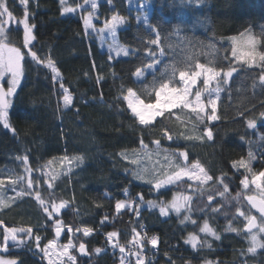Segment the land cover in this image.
<instances>
[{
  "label": "trees",
  "instance_id": "obj_1",
  "mask_svg": "<svg viewBox=\"0 0 264 264\" xmlns=\"http://www.w3.org/2000/svg\"><path fill=\"white\" fill-rule=\"evenodd\" d=\"M84 1L67 2L76 7ZM145 1L150 6L147 22L151 27L129 14L125 0H111V3L99 0V18L106 20L113 13L126 18L124 26L117 30V40L131 51L128 56L111 60L96 40L87 37L83 23L85 9L75 8V12L62 14L59 0H29L26 7L29 24H35L32 33L35 39L25 47L24 28L19 23L25 18V6L20 0H4L12 12V21L3 41L22 48L25 57L21 81L7 110L10 128L0 122V180L12 177L17 184L25 185L17 181L22 168L20 156L27 155L29 167L36 172L51 159L83 158L82 162L73 160L70 170L58 174L51 184L53 187L41 186L42 198L47 201L68 202L54 219L62 221L63 233L57 241L64 243L70 238L73 241L70 251L76 258L75 264H121L119 248L113 245L121 246L122 241H129L133 229L150 232L158 238L154 264H200L203 260L214 264H264V249L254 255L247 253L243 231H225L227 208L213 213L208 207L209 196H214L212 207L221 206L214 194L221 188L219 179L235 191L242 177L253 178L264 169L261 116L264 82L260 80L258 66L264 62L257 59L255 64H249L246 59L230 55L229 47L221 42L224 37L249 30L258 37L257 50L264 52V0ZM157 33L158 44L153 45L150 41ZM205 44H214V49H206ZM29 50L36 51L45 62L51 59L60 73V81L53 79L45 63L32 60ZM156 59L159 60L155 68L142 79L132 77L137 69ZM197 64L222 72L236 69L219 89L217 119H208L212 114L209 109L194 111L180 104L164 108L152 122L141 124L127 106L126 90L133 88L143 101H154L162 83L178 88L186 77L200 70ZM180 70L186 73L183 80ZM60 84L72 95L67 108L60 102ZM249 120L255 121V127L248 126ZM188 126L196 127L203 139L186 138ZM204 129L211 130V140ZM154 145L164 151L184 149L188 161L197 160L212 177L191 200L190 215L196 224L190 221L181 224L182 214L169 212L168 216H162L158 207L145 204L150 200L166 202L174 191H182L188 184L177 181L157 192L133 177L125 154ZM249 153L254 157L251 161ZM240 160L249 164V169L233 167ZM261 180L264 183V178ZM139 194L143 195V202ZM122 198L131 200L133 208L117 212L115 203ZM17 204L20 207L16 209L0 211V220L10 227L18 223L26 229L33 226L34 231L41 233L43 242L56 239L54 220L47 219L34 194H25ZM205 219L220 235V240L200 234L199 225ZM84 227L93 229L88 237L83 236ZM111 231L117 235L109 240L107 233ZM189 233H197L202 246L193 249L186 244ZM2 235L0 228V241ZM81 242L86 245V254L76 249ZM31 244L25 242L20 249H12L6 255L16 257L23 264H49L43 255L33 254ZM97 248L101 249L100 253L94 251ZM175 254L179 257H174ZM145 261L144 264H150V258Z\"/></svg>",
  "mask_w": 264,
  "mask_h": 264
},
{
  "label": "rangeland",
  "instance_id": "obj_2",
  "mask_svg": "<svg viewBox=\"0 0 264 264\" xmlns=\"http://www.w3.org/2000/svg\"><path fill=\"white\" fill-rule=\"evenodd\" d=\"M67 1L68 0H65L64 6L61 5V13L62 14H65L63 12V7H73V8L85 9L84 14H83V23H84L85 19H87L89 17V13H92L91 20H90L91 26L86 27L85 23H84V30H85L86 34L88 35L87 37H90L91 39L96 40L98 45H99L98 47H100L102 50H105L108 53L109 59L112 60V58H117L119 56L125 57L126 56V55H124L125 50L128 52V55H129L131 49L128 46H124L123 44H120L119 41L117 40V36H118L117 30L119 28H121L122 26H124V23L126 20V18L124 16L113 13L111 16H109L108 19L106 18V20H104V19L98 17V14H97L98 8L97 7L95 10L92 9V7H91L92 0H87V2L84 1L81 4L82 7H80L81 5L76 6V7L71 6L68 4ZM125 1H126V5H127L128 9H129V14L133 15V17L135 18L136 21L141 22L142 24L148 25L147 20H148L149 8H150L149 3L145 0H125ZM2 2H4V0H2ZM95 2L97 5L99 0H95ZM70 13H72V12H70ZM114 15L123 18V22L121 24L117 25L115 37H113V35L108 31L107 27L105 26L107 22H111V18ZM4 19L7 21V23L3 24V28L5 29V33H6V29H7L8 25L10 24V22L12 21V19H9L7 16H5ZM22 20H24V18ZM24 37H25V32H24ZM24 37H23V40H24ZM4 38H5V34L3 37H0V39H2V40H4ZM155 39H157V35H156ZM221 42L226 44L227 47H229V49H230L229 54L232 56H233V50L234 49L237 51L238 55L240 53L247 52L253 48L258 53H264V52H260L259 50H257L258 49L257 48L258 37L253 32H251L249 30L245 31L243 33L237 34V35L224 37V39L222 38ZM3 43L6 45L7 48H18V47H14V46L12 47V45L7 44L4 41H3ZM157 44H158V39H157ZM205 48L206 49H214V44L213 45L212 44H205ZM18 49L23 54V59L20 61V72H21V74L19 75L17 85L20 83L21 78H22V68H23V61H24V57H25L24 50L22 48H18ZM3 57H4V60L7 61V59H8L7 51L3 52ZM158 60L159 59H156L153 63H149L147 65H144V67L139 68V70L142 72V75H136V72L138 70L137 69L134 72L132 77H134L135 80L142 79L146 73L152 71L155 68V66L158 63ZM149 65H151V67H149ZM205 68H207V67H205ZM51 72H52V70H51ZM218 72H220V75L216 76L213 73L212 78L209 81V84L205 85L204 80L208 74L205 73L202 69H200L197 73L186 77L184 83H182V85L179 86L178 88H169L168 87V88L164 89L163 91H161V89H159L157 91V93H159V95L156 96V100L151 101V102L143 101L142 99H140L137 96V94L133 88H129V89H131V94L129 93V89H127L125 94H124V97L127 96L128 99H125V101L127 103L128 108L130 109V111L132 113H133V111L129 107V103H128L129 100H131L132 103L137 107V110L145 116V118L148 122H152L154 120V118L157 116V115H153V113H155V112L160 113L166 107H171V106L180 105V104L184 105L179 100V98H178L179 95H185L186 94L187 99L191 102V106H189V107H192L193 109L196 108V109L200 110L199 106L196 103V99H195L196 93L199 91L200 95H201L200 103L204 105L203 111L205 109H209L212 111V105L209 103V100L211 99V100H215V102H217L220 87L222 86V84L226 83L229 79V78H227V81L225 82L224 73H226V71H223V72L218 71ZM52 76L53 77L56 76L57 77L56 80L60 81L61 76H60V73L58 72V70L56 73L52 72ZM199 79H200V84H197V81H199ZM12 80H13L12 70L8 69L7 67L0 66V83L3 84V86L5 88H8L10 85V82ZM60 88H61V84H60ZM63 89H66V88L64 86H63V88H61L62 96H61L60 102L62 103V107L65 108V106H64V95L66 93L64 92ZM205 89H207V90H205ZM185 90H187L186 93H185ZM67 94H70L71 101H72L71 93L69 91H67ZM7 100H8L9 105H10L11 97H7ZM152 105H155V107L154 108L151 107ZM134 115L137 116L136 114H134ZM137 118L139 119V116H137ZM7 120H8V117H7ZM1 123L3 124V122H1ZM207 132H208L207 129H204V134L206 136H207ZM186 133H187L186 138H191V139L196 140V141L203 139V134H200L197 131V128L194 126H188ZM181 153H183V155H181ZM125 155H126V158L129 160L128 162L130 163V165L132 167L131 168L132 174L134 172L138 173V174L142 173L143 175H145L146 179L145 180H139V181L146 182V183H147V179H155V178L164 179V178H167V176H169V175H173L174 173L181 171V169L189 170L192 168V166L194 164L199 163L197 160L188 161L186 151L184 149H177L176 148L173 151H164L156 145H154L152 147H143L141 149L134 150L133 152L126 153ZM22 157L23 156L18 157L19 158L18 160L21 163V167H22L21 168V174L19 177H23V179L21 181L25 185L22 186V184H17V182H15V178H12V177L10 179L8 178V179H6V181H2V183H0V198H2L4 201V204H0V211L1 212L10 209V207H12L14 209H16L17 207H20L19 204H17V201H19L20 198H22L25 194H27V195H30V194L33 195L34 194V196H35L36 191H39L40 193H42L41 192V190L43 189L41 187L42 184H46V185L52 184V182L56 179L58 174H60L61 172H67L74 165L73 164L74 161L71 158H68V157H67L68 159H65V157L56 158V159H51V160H48L47 162H45L43 165H41L42 166L41 168L39 167L37 172L32 169V171L30 173H28V172H25V170H24V165L22 163V160L20 159ZM133 161H135V163H133ZM199 165H200V168L204 169V167L200 163H199ZM195 172L197 175H202V173H200L199 168H197L195 170ZM204 172L207 173L205 169H204ZM260 172H264V169ZM259 173L256 176H258ZM207 175H208V173H207ZM53 177H55V179H53ZM29 179L33 180L32 189H28V187H27V182ZM244 179H245V177H242L240 179L239 186H238L237 190L232 191L228 187V192L225 193V197L219 196V192L224 191V187L220 183L221 179H219L218 182L220 183L221 188L217 193H214V194H217V197L220 199L219 201L221 202V206L219 207V209H220L219 211H221L225 208H227V213L229 211V214L226 215V221L227 222L225 223V229L228 227L229 223H231L233 227L237 228L239 231H243L242 236L245 239L244 241H246L248 244L247 253L254 255L258 251H260L264 248H257L254 253H250L248 251L249 247L251 246V233L245 232L243 230V227L246 225L247 221L244 219V217L239 216L237 209H240L241 211H244L246 214H249L251 216L256 215L257 225H260L262 223L261 215L255 214L251 211L250 207L247 205V199L246 198L249 196H257L262 201H264V183L262 180L257 181V183L261 184V187L258 188L257 184L252 183L253 178L247 177L248 187L245 188L244 185L241 183V181ZM136 180H138V179H136ZM182 180L188 182L186 189H184L182 191L181 190L174 191L172 193V195L170 196V198L166 202L171 201L173 199V197L177 194L183 195V196H189V197H191V200H192L196 196V194L199 193L201 188L206 186V183L209 181V180H207V181L201 182V181H197V180H190V179H188L187 176H182L181 180H179V181H182ZM17 181L20 182L19 180H17ZM37 181L39 183H37ZM224 183L227 184V182H225V181H224ZM150 186L153 187V185H150ZM166 186H168V185H165V187ZM22 190L25 194L24 195H17ZM237 193H240L239 198L233 199V197L237 196ZM41 196H42V194H41ZM212 197H214V196H212ZM44 200H45V203L49 205V211L52 210L51 209L52 203H55V204L61 203L60 200H54V199L51 201H47L46 199H44ZM36 201L40 205L39 201L38 200H36ZM118 201H124V202L130 204V207H125V208H128V209L133 208V203L131 200L122 198V199L117 200L116 203ZM116 203H115V205H116ZM145 204L148 205V203H145ZM190 204H191V201H190ZM40 207H41V205H40ZM123 209L124 208L117 210L115 208V210L117 212L121 211ZM169 212L176 214L174 211H171V210H169ZM181 214L183 217L186 214L190 215L191 212L189 213L188 211L182 209ZM46 216H47V214H46ZM202 224H203V221H201L199 226H201ZM29 227H31V225ZM35 227H37V226H35ZM11 228L19 229V228H25V227L23 224L18 223L14 226H11ZM111 232H115V231H111ZM252 232L258 233V237H257L258 240L261 243H264V232H259V228H254L252 230ZM62 233H63V229L61 228L60 236L62 235ZM37 234L42 237L41 233L33 230V236L29 237L25 232H20L17 234V238L20 239V245H23L25 242H31L32 243L31 246H32L33 242L35 240V235H37ZM137 234H139L138 231H134L133 236L135 238H139L140 234L139 235H137ZM193 234L198 235L197 233H193ZM200 234L202 236H205L204 233H200ZM188 235L186 236V239H187ZM55 238L58 239L59 237L58 238L55 237ZM198 238H199V235H198ZM50 240L51 239L44 241V242L42 241V249L45 248V246L48 244V242ZM67 243H68V241H66L64 243L57 241V245L54 248H49L47 250V256L43 252L42 255L45 257V261H47L48 263H49V261H51L52 264H61V263L67 264V256H64L61 254L63 251V248L61 246L66 245ZM40 248H41V246H40ZM69 254L73 255L72 252L70 251V249H69ZM0 259L17 261L16 257L5 255L1 252H0ZM176 260L179 261L178 259H176ZM206 262H211V264L215 263V262H212L209 260H203V262H201L200 264H206Z\"/></svg>",
  "mask_w": 264,
  "mask_h": 264
},
{
  "label": "snow or ice",
  "instance_id": "obj_3",
  "mask_svg": "<svg viewBox=\"0 0 264 264\" xmlns=\"http://www.w3.org/2000/svg\"><path fill=\"white\" fill-rule=\"evenodd\" d=\"M20 2L22 5L25 6V18H24V20L19 21V23H21L23 25L24 32H25L24 46L28 47L31 44V42L35 39V36L32 34L33 30L35 28V24H29V13H28L27 7H26L29 0H20ZM85 2H87V0H85ZM108 2L111 3V0H108ZM60 3L62 6H64L65 0H60ZM80 7H82V5ZM91 7L93 10L96 9L97 5H96L95 0H92ZM75 11H76V9L73 7H63L64 13H70V12H75ZM5 16H7L9 19H11L12 18V12L9 10L7 4L5 2H2V0H0V37H3L5 34V29L3 28V24L7 23V21L4 19ZM91 16H92V13H89V17L87 19H85V21H84L86 27L91 26V24H90ZM122 22H123L122 17H118V16L114 15L111 18V22L106 23L105 26L107 27L108 31L113 35V37H115V35H116L117 25L121 24ZM148 26L151 27V25H148ZM156 35H157V39H158L159 33H157ZM157 39L151 40L150 43L153 45L157 44ZM4 51H7V53H8L7 61H5L4 57H3ZM28 54L31 56L32 60L37 61L38 63H45V61H43L40 57H38V54L36 51L29 50ZM150 54L153 56L155 55L154 52H150ZM161 54H163V53H161ZM124 55H126V56L128 55V52L126 50L124 51ZM233 56H238V58H240V59H246V62L249 64H255L257 59L261 62H264V53H258L255 51L254 48L247 51V52L240 53L239 55H238L237 51L234 49L233 50ZM22 59H23V54L21 53V51L18 48H7L6 45L3 43V40L0 39V66L7 67L8 69L12 70V73H13V80L10 82V85H9L7 92H5L2 88H0V122H3L5 128H10V124L8 123V120H7V109L9 107V102L6 99V97H9L12 95V93H13L16 85H17L19 75L21 74V72H20V61ZM45 66L50 68L53 73L57 72L56 66L52 62L51 59H48L46 61ZM258 66L261 68L260 80H261V82H264V63H261ZM149 67H151V65H149ZM196 67L202 69L205 73L208 74L204 80L205 85L209 84V81L212 78L213 73L216 76L220 75V72L216 71L214 68H205L204 65H200V64H197ZM235 71H236L235 68H231L229 71L224 73L225 82L227 81V78H230L232 76L233 72H235ZM136 75H142V72L138 69L136 72ZM185 75H186V73L184 70L179 71V76L182 80L185 78ZM56 78H57L56 76L53 77L54 80ZM61 88H63V85H61ZM166 88H168L167 83H162L160 85L161 91H163ZM63 90L66 93L64 95V106H65V108H67L68 105L71 103V96H70V94H67V89H63ZM205 90H207V89H205ZM186 92H187V90H185V93ZM129 93L131 94V89H129ZM157 95H159V93H157ZM178 98L184 104L185 107L191 106V102L187 99L186 94L185 95H179ZM124 99H128V97L125 96ZM195 99H196L197 105L199 106L200 112H202L204 109V105L200 103L201 95H200L199 91L196 93ZM128 103H129V107L132 109L133 113L136 114L137 116H139L140 123L141 124H147L148 121L146 120L145 116L137 110V107L132 103V101L129 100ZM209 103L212 105V114L208 116V119L209 120H216L217 119V116L215 115L216 102H215V100L210 99ZM151 107L154 108L155 105H152ZM194 111H195V109H194ZM200 112H197L198 117L200 115ZM153 115H159V113L155 112V113H153ZM261 116L264 117V112L261 113ZM200 118H201V120L203 119V117H200ZM248 126L250 128L255 127V121L249 120ZM212 137H213V134H212L211 130H209L207 132V138L209 140H211ZM168 138L171 139V137H168ZM157 143H159V142H157ZM181 155H183V153H181ZM253 158H254L253 154L249 153V161H251ZM20 159L22 160V163L24 165L25 172L30 173L32 171V169L29 167L28 156L25 155ZM65 159H68V158L65 157ZM72 159L82 162L83 158L80 156H75V157H72ZM133 163H135V161H133ZM233 167H235V168L244 167L247 170V169H249V164H246L244 160H240L239 162H234ZM197 168H199L200 173H202V175L196 174L195 170ZM182 176H187L188 179H190V180H197V181H201V182L212 179V177L208 176L207 173L204 172L203 168H200L199 163H196L189 170L181 169V171L176 172L173 175H169V176H167V178H164V179H161V178L147 179V183L150 185H153V187H152V189H150V191L159 192V190L164 188L165 185L176 184L177 181L181 180ZM133 177L135 179H138V180H145L146 179L145 175H143L142 173L138 174V173L134 172ZM262 178H264V172H260L258 176H254L252 183L257 184V187L259 188V187H261V184L257 183V181L261 180ZM17 179L22 180L23 177H17ZM53 179H55V177H53ZM0 183H2V181H0ZM37 183H39V182L37 181ZM220 183L223 185L224 191L219 192V196L225 197V193L228 192V185L224 183L223 179L220 180ZM241 183L244 185L245 188H247L248 187L247 177H245V179L242 180ZM27 187H28V189H32L33 180H31V179L28 180ZM49 187L51 188V187H53V185L49 184ZM124 192H125V195H127L128 189L127 188L124 189ZM24 194L25 193L22 190L17 195H24ZM160 194H163V193H160ZM239 196H240V193H237V196L233 197V199H238ZM35 198H36V200L39 201L43 212L47 214V219L54 220L55 235L58 238L61 234L62 221L59 219H54V215L60 213L61 209L64 208L68 204V202L67 201H61L60 204L52 203L51 204L52 210L49 211V205L45 203V200L42 198L41 193L39 191L35 192ZM138 198L141 202H143V195L142 194H139ZM212 199H213L212 196L208 197V200L210 202L208 207L211 208V211L213 213H216L219 211V209L211 206ZM247 199L252 204V207L257 208L258 211L261 213V220H262V223L260 225H257L255 216H251L249 214H246L244 211L237 209L239 216L244 217V219L247 221L246 229L249 233H251V246L249 247L248 251L250 253H254L257 248H264V243H261L257 238L258 233L252 232L253 228H259V232H264V201L257 202L251 196L247 197ZM190 201H191V197L177 194L173 197V199L171 201H168V202L161 201L158 203L156 200H150V201H147V203H148L149 207H158L160 214L162 216H168L169 210L174 211L177 215L181 214L182 209H184L190 213L191 212ZM0 204H4V201L2 198H0ZM125 207H130V204H128L124 201H118L115 205V208L117 210H120V209L125 208ZM136 214L139 215V212L136 211ZM105 219H107V216H105ZM189 221L192 224L197 223V221L193 220L191 215H188V214L183 216V219L180 220V223L185 224V222H189ZM101 223H103V221ZM141 227H143V225H141ZM0 228H2V233H3V239H2V243H0V247H3V249L5 251H7L9 240H11L13 242L17 241V234L18 233L25 232L29 237L33 236V229L31 227H29L27 229H25V228H19V229L10 228V227L5 226L4 222L2 220H0ZM68 231L71 233L72 229L69 228ZM76 231H80V229H76ZM82 231H83V236L88 237L89 235L92 234L93 229L89 228V227H84ZM133 231H135V229H133ZM225 231L237 232V233L239 232V230L237 228L233 227L231 223H229V225L225 229ZM199 232L204 233L207 236H212L215 240L221 239L220 235L216 232V230L212 226H210L209 221L207 219H205L203 221V224L201 226H199ZM116 235H117L116 232L107 233V237L109 238V240H111V238L115 237ZM137 235H139V234H137ZM41 239H42V237L40 235H38V234L35 235V241H36V245H37L38 249H39V242ZM157 239H158L157 237L153 236L150 238V240L148 242L151 245L155 246L157 244ZM184 242L186 244H190L193 249L197 248L198 246H202V245H200L198 235L193 234V233H189L187 239ZM141 243H142V241L140 239H136V241H135L136 245H140ZM205 244L207 245V247L211 248V244H207V241H205ZM56 245H57V239L50 240L48 242V244L45 246V248L40 249V251H43L45 253V255L47 256V250L49 248H54ZM17 246H19V244H17ZM113 246L118 247L120 253L122 255L124 254L125 248L123 246H120L119 244H115ZM61 247L63 248V251L61 254L64 256H67V264H75V261H76L75 256L69 254V249L74 247L72 239L70 238L68 240V243L66 245L61 246ZM79 251L81 254H86L85 243L81 242L79 244ZM94 251L96 253H100L101 249L97 248ZM0 264H23V261L17 262L15 260L0 259ZM49 264H52V262L49 261ZM122 264H123V262H122ZM138 264H139V262H138ZM206 264H211V262H206Z\"/></svg>",
  "mask_w": 264,
  "mask_h": 264
},
{
  "label": "built area",
  "instance_id": "obj_4",
  "mask_svg": "<svg viewBox=\"0 0 264 264\" xmlns=\"http://www.w3.org/2000/svg\"><path fill=\"white\" fill-rule=\"evenodd\" d=\"M153 236L154 234L150 232H142L140 234V240L142 241L140 245L135 244V238L129 241H122L121 246L125 248V252L123 255L121 254V264L122 262L123 264H137L147 258H150V264H154L152 259L156 253V248L148 242ZM32 251L42 253L40 247L38 249L36 244L32 246ZM175 256L179 257V254H175Z\"/></svg>",
  "mask_w": 264,
  "mask_h": 264
},
{
  "label": "water",
  "instance_id": "obj_5",
  "mask_svg": "<svg viewBox=\"0 0 264 264\" xmlns=\"http://www.w3.org/2000/svg\"><path fill=\"white\" fill-rule=\"evenodd\" d=\"M0 88H2L5 92H7V90H8L9 87L6 89V88L3 86V84L0 83ZM6 99H7V97H6ZM263 119H264V117H263ZM251 197H253V199L256 200L257 202L262 201V200H261L259 197H257V196H251ZM246 199H247V198H246ZM247 203H248V205L253 209V211H254L256 214L261 215V213L258 211L257 208L252 207V204L248 201V199H247ZM252 216H255V215H252ZM255 217H256V216H255ZM256 223H257V219H256ZM4 225L7 226L5 223H4ZM246 225H247V223H246ZM246 225L243 227V230H244L245 232H248L247 229H246ZM7 227H8V226H7ZM253 229H254V228H253ZM253 229H252V230H253ZM14 244H16V242H13V241L9 240V242H8V246H12V245H14ZM76 249H77L78 253H80V251H79V247L76 248ZM9 251H10L9 248H7V251H5V250L3 249V247H0V252L3 253V254L8 253Z\"/></svg>",
  "mask_w": 264,
  "mask_h": 264
},
{
  "label": "flooded vegetation",
  "instance_id": "obj_6",
  "mask_svg": "<svg viewBox=\"0 0 264 264\" xmlns=\"http://www.w3.org/2000/svg\"><path fill=\"white\" fill-rule=\"evenodd\" d=\"M3 236V235H2ZM3 239V237H2ZM0 243H2V240L0 241ZM17 244H19V246H17ZM20 239L17 238L16 244L12 245V246H8V248L12 251V249H20Z\"/></svg>",
  "mask_w": 264,
  "mask_h": 264
},
{
  "label": "bare ground",
  "instance_id": "obj_7",
  "mask_svg": "<svg viewBox=\"0 0 264 264\" xmlns=\"http://www.w3.org/2000/svg\"><path fill=\"white\" fill-rule=\"evenodd\" d=\"M174 260H176V258H174ZM177 261V260H176Z\"/></svg>",
  "mask_w": 264,
  "mask_h": 264
}]
</instances>
